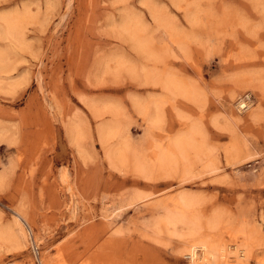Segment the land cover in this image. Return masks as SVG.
<instances>
[{"label": "rangeland", "instance_id": "rangeland-1", "mask_svg": "<svg viewBox=\"0 0 264 264\" xmlns=\"http://www.w3.org/2000/svg\"><path fill=\"white\" fill-rule=\"evenodd\" d=\"M7 15L23 35L0 19V264H36L33 245L42 264H264V0H0Z\"/></svg>", "mask_w": 264, "mask_h": 264}, {"label": "bare ground", "instance_id": "bare-ground-1", "mask_svg": "<svg viewBox=\"0 0 264 264\" xmlns=\"http://www.w3.org/2000/svg\"><path fill=\"white\" fill-rule=\"evenodd\" d=\"M0 19L3 21V23H5V29H4V34H5V36L7 37V38H11L12 40H14V39H18V38H21V36L23 35V31L21 30V27H20V25L18 24V22H16V21H14L11 17H8V15L7 16H1L0 17ZM20 21V20H19ZM1 35V34H0ZM138 43H139V41H138ZM141 47H142V45H141ZM5 61H6V57H5V55L3 54V53H0V72H5V65H4V63H5ZM7 71H9V70H7ZM239 105H240V107L241 108H247L248 107V103L245 101V99H241V101H240V103H239ZM250 105V104H249ZM177 143V142H176ZM172 147H174V145L172 146ZM176 152H174L172 149L171 150H167V151H165V152H162L163 153V155H162V157H161V160L163 161V162H169L171 159H172V157H174L173 155H175V154H177V150L178 151H181V149H182V145L181 144H179V143H177L176 144ZM118 154H119V156H120V158H122V159H124L125 157H126V152H125V149L124 148H121V149H119L118 150ZM159 157V158H160ZM175 159V158H174ZM173 160V159H172ZM183 200V199H182ZM183 202V201H182ZM17 215V214H16ZM22 214H20V213H18V220H17V223H18V225H19V233H18V235H16L15 237H14V240L15 241H18V242H20L21 244H25L26 242H27V234H26V232L24 231V229L21 227V225L20 224H22V225H24L23 224V217L21 216ZM171 217V216H170ZM169 217V218H170ZM178 218V217H177ZM169 220V219H168ZM177 221V220H176ZM175 222V221H174ZM32 232V231H31ZM0 238H3V239H5V237H2V234H0ZM31 238L33 239V241H34V243L36 242V244L38 245V246H41L42 245V243H41V239L40 238H38V236H37V234L35 235V234H33L32 233V235H31ZM29 243V242H28ZM20 244V245H21ZM192 245V244H191ZM203 247V245L202 246H200V245H192L191 246V248H190V255H191V257L194 259V261L195 262H198L199 261V259L201 258V257H199L198 256V252H197V250L198 249H201L203 252H202V255H200V256H202L203 258H208V256H209V254H210V252L209 251H206L204 248H202ZM187 249V248H186ZM188 250V249H187ZM238 250V249H237ZM243 252V251H242ZM213 254V253H212ZM43 260H44V262H45V264H53V263H50V261L49 260H47L46 259V257L43 255ZM11 264V263H10ZM54 264H56V263H54Z\"/></svg>", "mask_w": 264, "mask_h": 264}, {"label": "built area", "instance_id": "built-area-1", "mask_svg": "<svg viewBox=\"0 0 264 264\" xmlns=\"http://www.w3.org/2000/svg\"><path fill=\"white\" fill-rule=\"evenodd\" d=\"M32 249H33L34 260H35L36 264H42L41 260H40V250H39V248L37 246L33 245Z\"/></svg>", "mask_w": 264, "mask_h": 264}]
</instances>
